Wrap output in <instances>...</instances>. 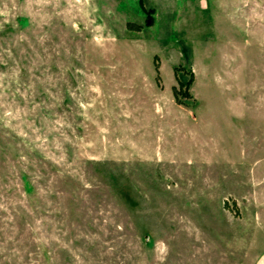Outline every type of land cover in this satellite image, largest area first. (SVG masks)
I'll use <instances>...</instances> for the list:
<instances>
[{"label":"rangeland","instance_id":"1","mask_svg":"<svg viewBox=\"0 0 264 264\" xmlns=\"http://www.w3.org/2000/svg\"><path fill=\"white\" fill-rule=\"evenodd\" d=\"M0 0V264H254L264 0Z\"/></svg>","mask_w":264,"mask_h":264},{"label":"trees","instance_id":"2","mask_svg":"<svg viewBox=\"0 0 264 264\" xmlns=\"http://www.w3.org/2000/svg\"><path fill=\"white\" fill-rule=\"evenodd\" d=\"M137 5L138 8L146 14V24L151 25L152 24L151 13L153 12V10L146 9L143 5V0H137Z\"/></svg>","mask_w":264,"mask_h":264},{"label":"crops","instance_id":"3","mask_svg":"<svg viewBox=\"0 0 264 264\" xmlns=\"http://www.w3.org/2000/svg\"><path fill=\"white\" fill-rule=\"evenodd\" d=\"M254 264H264V251L257 257Z\"/></svg>","mask_w":264,"mask_h":264}]
</instances>
